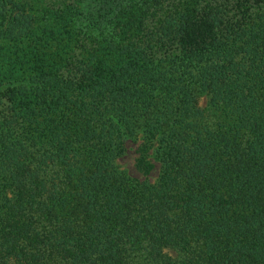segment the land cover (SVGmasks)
Listing matches in <instances>:
<instances>
[{"label": "trees", "instance_id": "obj_1", "mask_svg": "<svg viewBox=\"0 0 264 264\" xmlns=\"http://www.w3.org/2000/svg\"><path fill=\"white\" fill-rule=\"evenodd\" d=\"M0 264H264V0H0Z\"/></svg>", "mask_w": 264, "mask_h": 264}, {"label": "rangeland", "instance_id": "obj_2", "mask_svg": "<svg viewBox=\"0 0 264 264\" xmlns=\"http://www.w3.org/2000/svg\"><path fill=\"white\" fill-rule=\"evenodd\" d=\"M205 104H206V99L202 97L200 99V105L204 107ZM136 144L137 143H134L132 141L127 142L126 153L117 160V164L119 165L121 169L126 170L128 174H130L131 176L140 178L141 175L134 168V158L136 156V153H135ZM157 172L158 171L156 168L150 176L151 180H154L156 178Z\"/></svg>", "mask_w": 264, "mask_h": 264}]
</instances>
